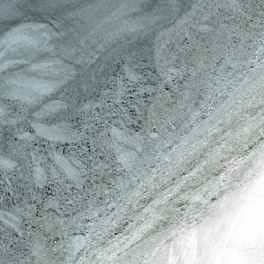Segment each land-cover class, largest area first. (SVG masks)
I'll return each mask as SVG.
<instances>
[{"label": "snow or ice", "instance_id": "snow-or-ice-1", "mask_svg": "<svg viewBox=\"0 0 264 264\" xmlns=\"http://www.w3.org/2000/svg\"><path fill=\"white\" fill-rule=\"evenodd\" d=\"M0 264H264V0H0Z\"/></svg>", "mask_w": 264, "mask_h": 264}, {"label": "clouds", "instance_id": "clouds-1", "mask_svg": "<svg viewBox=\"0 0 264 264\" xmlns=\"http://www.w3.org/2000/svg\"><path fill=\"white\" fill-rule=\"evenodd\" d=\"M235 187H236L235 181H233L227 187H222L219 190V193L217 195H214L213 197H211V203L216 204L217 201L224 202L225 196L235 191ZM231 211H232L231 207L228 206L226 202L223 208H221L220 206H217L215 209H211L206 206L205 208L201 210L200 215H196L194 217V223L198 226L202 222V219H205L208 217H211V222L220 221L222 223L227 218V216L231 213Z\"/></svg>", "mask_w": 264, "mask_h": 264}]
</instances>
